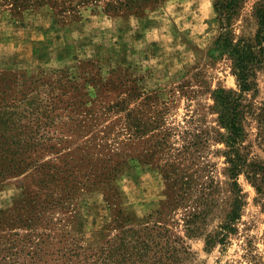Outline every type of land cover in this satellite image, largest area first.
Masks as SVG:
<instances>
[{"label": "trees", "instance_id": "obj_1", "mask_svg": "<svg viewBox=\"0 0 264 264\" xmlns=\"http://www.w3.org/2000/svg\"><path fill=\"white\" fill-rule=\"evenodd\" d=\"M166 1L0 0V6H7L13 17L48 6L59 22L67 24L80 21L89 10L109 15L123 12L141 15ZM242 2L215 1L221 29L214 52L216 57L228 55L233 61L240 92L220 89L215 94L218 124L225 133L218 132L212 141L225 146L223 155L229 165L231 197L230 211L225 215L227 227H222L227 233H218V239L205 233L208 250L215 244H224L233 225L241 219L245 198L239 176L245 174L261 192L258 182L264 175V163L250 160L245 152L247 106L243 103L244 95L255 88L257 72L264 64V0H259L255 7L258 20L255 37L237 40L232 22ZM129 78L127 70L119 69H111L104 75L100 63L94 61H79L65 70L40 74L3 71L0 163L6 166L0 176L34 169L40 176L37 198L44 194L46 199L35 200L31 206L34 209H27L12 228L0 230V264H187L194 257L183 238L160 220L163 214L160 209L153 224L141 222L123 209H111V221L94 245H86L67 231V225L54 223L52 216H47L54 209H67L80 191L103 190L106 201H110L114 183L135 159L140 165H153L161 170L166 184L163 203L172 208L182 206L193 190V178L188 175L185 162L194 150L204 149L210 139L190 133L185 145L172 155L173 133L165 127L169 108L167 101L162 100L164 95L141 94V89ZM144 95L138 107H132ZM135 143L144 147L137 156L133 152ZM46 152H54L55 161L39 157V153ZM165 155L168 159L157 165ZM56 182L64 186L63 198ZM47 183L53 184L49 187ZM205 189L210 190L202 185L201 202L195 209L205 207ZM106 231L115 234L105 237Z\"/></svg>", "mask_w": 264, "mask_h": 264}, {"label": "rangeland", "instance_id": "obj_2", "mask_svg": "<svg viewBox=\"0 0 264 264\" xmlns=\"http://www.w3.org/2000/svg\"><path fill=\"white\" fill-rule=\"evenodd\" d=\"M215 1L167 0L141 15L89 10L80 21L67 24L59 22L48 6L18 17H13L7 6H0V81L7 70L40 74L62 71L79 61L99 62L104 75L111 69L127 70L141 94L164 95L162 100L169 108L165 127L173 133L172 155L185 145L190 133L210 139L185 162L194 188L182 206L172 208L163 203L166 184L161 170L140 165L135 159L114 183L110 201L103 190L80 191L67 209H54L47 215L54 223L67 225V231L86 245L101 240L111 221V209H123L146 224L157 222L160 209V220L191 248L194 257L187 264H264V175L258 182L261 192L245 174L239 176L245 198L241 219L224 244L208 250L205 243V233L217 239L218 233H227L222 227L227 225L231 197L225 146L212 141L218 132L225 133L218 124L215 94L220 89L240 92L233 61L228 55L216 57L214 52L221 29ZM258 1L243 0L232 22L237 40L255 37ZM146 95L137 98L132 107H138ZM243 103L247 106L245 152L250 160L264 163V64L257 72L255 88L244 95ZM143 149V145L133 144L135 156ZM166 156L157 165H163ZM39 157L56 159L54 152L39 153ZM5 166L0 163V172ZM39 178L34 169L0 176V230L12 228L27 209H34L35 200L46 199L44 194L37 198ZM56 184L63 198L64 186ZM202 185L210 190L205 189V207L195 209L201 202ZM109 234L115 232L106 231L105 237Z\"/></svg>", "mask_w": 264, "mask_h": 264}]
</instances>
